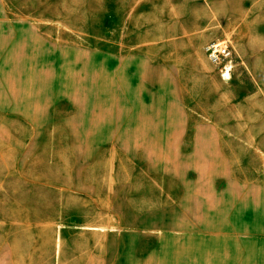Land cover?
Here are the masks:
<instances>
[{
    "label": "rangeland",
    "instance_id": "obj_1",
    "mask_svg": "<svg viewBox=\"0 0 264 264\" xmlns=\"http://www.w3.org/2000/svg\"><path fill=\"white\" fill-rule=\"evenodd\" d=\"M0 43V264H112L119 238L130 242L126 207L158 189L236 194L238 235L254 236L243 225L264 217V0H0ZM210 43L229 46L222 77ZM42 48L47 64L31 54ZM59 50L78 52L80 66ZM126 63L146 80L126 70L121 85ZM136 104L143 118L163 116L159 144L124 134ZM88 114L84 146L78 115ZM196 127L213 153L194 148Z\"/></svg>",
    "mask_w": 264,
    "mask_h": 264
},
{
    "label": "crops",
    "instance_id": "obj_2",
    "mask_svg": "<svg viewBox=\"0 0 264 264\" xmlns=\"http://www.w3.org/2000/svg\"><path fill=\"white\" fill-rule=\"evenodd\" d=\"M62 51L59 50L62 54L71 52L75 57L80 56L78 52ZM4 83L16 99L14 88ZM1 102L7 104L0 91ZM78 117L77 140L82 145L85 143L84 146L91 145L96 117L92 114ZM162 117L153 113L143 118L130 111L123 117L129 119L123 132L129 138L138 136L144 147L155 146L159 144L154 139L157 121ZM171 126V133L178 135L180 126ZM199 138H205L216 150V141L206 129L199 127L194 129L196 150ZM135 197L144 204L126 207L127 215L135 217L128 222L130 228L124 230L130 242L124 246L125 237L119 238L122 255L112 264H264V217L258 223L244 224L245 228H252L254 236L241 239L238 233L242 224L235 220L238 216L236 194L201 192L183 197L177 192L158 189V192H138Z\"/></svg>",
    "mask_w": 264,
    "mask_h": 264
},
{
    "label": "bare ground",
    "instance_id": "obj_3",
    "mask_svg": "<svg viewBox=\"0 0 264 264\" xmlns=\"http://www.w3.org/2000/svg\"><path fill=\"white\" fill-rule=\"evenodd\" d=\"M1 44V43H0ZM41 50H43V51H41ZM37 54H35V53H31L32 55H34V58H35V60H36V58H37V64H39V61H41V62H44L45 63V59H43L44 57H45V53H44V49L42 48ZM36 56V57H35ZM73 58L74 59H72V64L74 65H76V67H79L80 66V63H81V61L79 62V60L75 57V56H73ZM49 62V60H47L46 61V63L45 64H47ZM33 64H35V63H33ZM86 64V63H85ZM109 69H110V77H111V81L113 82V84H114V87H115V84H116V78H115V74L113 73V67H109ZM87 70V69H86ZM124 70V71H123ZM123 70H121V73H120V79H119V81L121 82V85H123V84H129L130 83V81H128L127 80V76L125 75V71L126 70H128V71H131V72H133L134 74H136V75H138L139 77H142L143 79H145L146 80V77L143 75V74H138L137 72H135L134 70H132V67L130 66V63H128V65H127V63L125 64V66H124V68H123ZM1 71H2V69H1ZM2 80L4 81V82H8V78H9V76H10V74H9V71L7 72V69H5V70H3L2 72ZM85 74V73H84ZM223 75H221V77H222ZM149 78V77H148ZM157 83V82H156ZM61 86H62V82H61ZM13 89V88H12ZM14 90H15V96H16V99H14L15 101H14V103H15V107H18L19 109H21V110H26L27 112H28V110H29V108L31 107L30 106V103L28 102H25L24 100L22 101L21 99H19V94H16V89L14 88ZM18 91V90H17ZM86 95H88V92H86ZM85 96V93H83V97ZM89 99H91L90 98V95L89 96H86L85 98H84V103H85V105H86V109H87V111H91L92 109H90V106H92V103H91V100H89ZM138 100H136L135 102H137ZM150 101L151 102H155V98L154 97H151L150 98ZM159 103H160V101L159 100H157L156 99V102H155V104L156 105H159ZM7 104L6 103H4V102H1V104H0V106H6ZM136 105H138V106H135V109H136V115L137 116H140L141 114L140 113H143V109L141 108V105H139V104H136ZM139 108V109H138ZM86 135V134H85ZM85 138V137H84ZM85 144V143H84ZM83 144V145H84ZM197 150H199V151H201V152H203V153H208V154H211V153H213L214 152V150H213V146L211 145V143H209L207 140H205V138H199V140H198V144H197Z\"/></svg>",
    "mask_w": 264,
    "mask_h": 264
},
{
    "label": "built area",
    "instance_id": "obj_4",
    "mask_svg": "<svg viewBox=\"0 0 264 264\" xmlns=\"http://www.w3.org/2000/svg\"><path fill=\"white\" fill-rule=\"evenodd\" d=\"M208 60L218 68L222 75H226L231 70V52L225 43H210L204 48Z\"/></svg>",
    "mask_w": 264,
    "mask_h": 264
}]
</instances>
